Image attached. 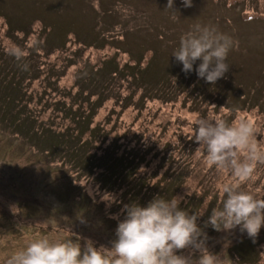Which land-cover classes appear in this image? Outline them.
<instances>
[{"label":"rangeland","instance_id":"1","mask_svg":"<svg viewBox=\"0 0 264 264\" xmlns=\"http://www.w3.org/2000/svg\"><path fill=\"white\" fill-rule=\"evenodd\" d=\"M197 24L238 41L215 84L197 76L199 60L186 74L172 56ZM16 49L24 59L9 55ZM108 59L125 70L110 74L99 66ZM140 60L147 71L133 78L126 67ZM0 104V264L41 236L111 248L126 206L157 197H176L181 209L201 214L206 247L225 264H264V227L253 239L239 228L205 226L220 186L234 178L208 168L194 141L200 119H224L251 122L264 146V0H173L172 9L168 0H0ZM8 107L56 131L73 128L90 107L97 127L78 147L50 130L31 132L28 118L10 125ZM108 144L133 159L134 174L112 185L101 182L100 169L82 167L87 153ZM243 188L264 197V164Z\"/></svg>","mask_w":264,"mask_h":264},{"label":"clouds","instance_id":"2","mask_svg":"<svg viewBox=\"0 0 264 264\" xmlns=\"http://www.w3.org/2000/svg\"><path fill=\"white\" fill-rule=\"evenodd\" d=\"M191 6V0H184ZM173 0H168L172 9ZM238 41L219 33L212 26L195 25L180 37L179 48L172 56L183 65L186 74L193 71L199 78L215 84L229 70L227 57ZM17 61L24 59V50L9 52ZM27 64L22 66L27 70ZM258 129L251 122L229 123L224 119H200L194 141L204 150V163L234 178L220 186L222 199L205 221L215 231L239 228L250 238L258 236L264 227V197L245 190L258 163L264 164V146L257 138ZM243 154V158H242ZM176 197H157L146 207L133 203L126 206V217L116 229L111 248H96L87 241H53L47 236L32 240L24 248L6 257L5 264H225V259L208 251L206 234L197 221L201 214L180 208ZM192 248L199 251L198 260L177 253Z\"/></svg>","mask_w":264,"mask_h":264},{"label":"trees","instance_id":"3","mask_svg":"<svg viewBox=\"0 0 264 264\" xmlns=\"http://www.w3.org/2000/svg\"><path fill=\"white\" fill-rule=\"evenodd\" d=\"M250 18H253L252 16ZM110 59H108L107 61L101 62L100 63V67L102 68H106L111 67V71L109 70L110 74H114L117 75L120 72H122L124 69V66H120L119 62L116 59H112L111 61H109ZM127 69H129L128 71L131 72L132 77H139L143 76L144 73L147 71L148 68V62H143L140 60L139 62H134L133 65H131V67H126ZM137 73V74H136ZM99 97L96 98V100ZM93 102H90V104L92 105ZM88 104V106L90 105ZM1 105V104H0ZM90 105V106H91ZM12 107V106H11ZM11 107H8L11 109ZM3 108H6V105L3 106ZM90 108V107H89ZM87 110V112L84 113V115L82 117H78L76 118V120H73L72 122V127L69 130L64 129V130H55L52 127L46 126V127H41L39 126V124H34L33 121H31L32 119L34 120V116H28L25 113L22 112H17L15 114L16 111H19L20 109L18 107L14 108V110H9L6 111L4 110V112H6L5 114L8 113V115H10L11 113L15 115V117H17L16 119H12L10 120L11 123L10 125H13V123L16 122H23L24 120H26L28 118V126H30V131L32 132H38L40 130H50L53 134H55L54 136L59 138V139H67L66 141L68 142L69 140H71V142L74 143V145L81 147L83 144H86L88 142H91L92 136L91 134L94 133L96 131V125L91 126V120L93 118V115H91L90 117V111L91 110ZM92 114L94 112H91ZM21 116H24L23 118H21ZM81 116V115H79ZM81 118H84L83 120H81ZM13 122V123H12ZM34 125V126H32ZM79 127L78 129H75L76 127ZM81 127V128H80ZM15 129L19 132L20 135H24L21 133V131L19 129H17L15 127ZM87 135V138H84V136ZM98 135V133H97ZM100 143H102V140L100 141ZM90 148V147H89ZM119 149L117 147H114V145L112 144H108L106 145V147L103 149V152L96 154L95 152H92L91 154L86 155L87 160L85 162L84 165H82V167L84 169L93 171V169H100V172H97V176L100 175L101 178V182L106 183V185H112L115 183L114 180H116L117 175L120 174V177H124L128 174V171L130 169V167H128L127 165L133 160L132 157L130 156L127 157L129 152H121L120 154L117 153ZM85 151H90V149H86ZM95 154V155H94ZM84 163V162H83ZM92 166H94L93 169H90ZM132 174H134L133 170L130 172ZM118 179V178H117ZM120 180V179H119ZM142 189V186L139 185L138 187H136L137 191L139 189Z\"/></svg>","mask_w":264,"mask_h":264}]
</instances>
